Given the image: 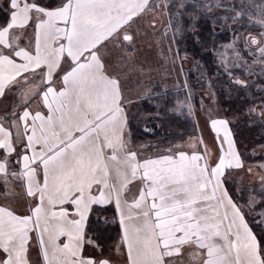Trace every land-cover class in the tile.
<instances>
[{
    "label": "snow or ice",
    "instance_id": "1",
    "mask_svg": "<svg viewBox=\"0 0 264 264\" xmlns=\"http://www.w3.org/2000/svg\"><path fill=\"white\" fill-rule=\"evenodd\" d=\"M147 3L8 0L7 19L0 25V97L13 91L5 82L12 74L43 69L46 86L38 94L47 114L25 108L17 116L23 130L16 136L13 123L9 129L0 125V173L7 176L15 165L20 171L11 174L26 178L28 194L38 198L34 217L0 209V264H31L30 222L40 230L46 258L51 248L53 256L60 254V264H109L84 254L86 221L93 206L105 203L119 212L128 264H172L186 244L202 250V264H264V237L251 231L226 189L217 195L219 183L213 178L224 166L223 157L211 168L200 167L196 155L137 162L135 153L125 152L119 81L107 75L99 51L106 42L119 41L122 22ZM28 27L34 29L35 46L17 50L7 37L13 29ZM260 41L264 33L252 43ZM257 51L264 57V45ZM58 81L60 88L54 86ZM129 173L132 178L139 173L142 185L131 202ZM61 237L66 242L57 244Z\"/></svg>",
    "mask_w": 264,
    "mask_h": 264
},
{
    "label": "rangeland",
    "instance_id": "2",
    "mask_svg": "<svg viewBox=\"0 0 264 264\" xmlns=\"http://www.w3.org/2000/svg\"><path fill=\"white\" fill-rule=\"evenodd\" d=\"M196 2L211 16L210 21L216 37L217 33L222 34L221 38L219 36L215 57L223 71L230 75L234 83L239 81L246 87L255 83L256 92L264 89L260 82L261 79L264 82V57L257 51L264 45V41H260L259 45L252 43L253 38L260 40V34L264 33V0H148L143 11L133 14L124 22L126 28L121 32V39L106 42L99 51L108 73L119 81L128 120L139 114L143 101L156 89L169 92L186 88L190 72L201 73L196 68L197 63L192 54L187 50L180 51L179 45L184 28L178 22L179 11L184 9L186 3ZM1 4H4V0H0ZM0 9L4 10L2 7ZM174 28L178 29L175 33ZM125 34L132 39L123 40ZM201 80L203 89L199 96V105L196 107L191 98L180 104V109L192 114L196 120L197 137L188 138L182 145L175 143L172 146L174 148L166 147L160 140L139 145L137 148L141 151L148 150L153 153L152 156L154 153L159 156L158 153L164 152V149L172 148L173 158L177 159L176 147L182 146L188 149L186 156L190 159L197 154L198 150L194 149L198 147V163H204L208 167L216 166L221 157L226 165L230 161L235 162L237 158L242 166L236 165V169L231 170L229 182L238 190L256 184L248 168L257 167L261 173L264 160H252L249 152L262 154L264 145L252 147L246 136V129L251 119H255L257 115L264 120L263 100L248 89L247 104L227 105L225 103L229 98L237 100V91L231 92L230 97H223L218 88L219 84L216 85L214 79L206 77ZM262 95L264 96L263 92ZM213 121L223 123L213 125ZM235 125L239 128H235ZM88 240L85 252L90 254L92 251L96 260H102L100 256L106 250L102 246L95 250L90 248L92 243ZM120 259L123 260L122 255Z\"/></svg>",
    "mask_w": 264,
    "mask_h": 264
},
{
    "label": "trees",
    "instance_id": "3",
    "mask_svg": "<svg viewBox=\"0 0 264 264\" xmlns=\"http://www.w3.org/2000/svg\"><path fill=\"white\" fill-rule=\"evenodd\" d=\"M46 4H54L58 0H40ZM182 9V8H181ZM177 12V10H176ZM188 14L192 15L191 17ZM7 19V12L0 9V25ZM211 16L201 4L186 3L184 9L179 11L178 22L184 26L179 39L180 51L190 52L197 63L196 68L201 71L190 72L186 88L177 91L162 92L156 89L154 93L142 103L139 114L128 120L127 130L131 143L137 147L142 144L164 142L166 147H172L175 143L186 139L188 136L198 133V126L192 114L180 109L181 102H188L191 98L193 104L199 105V96L202 92L201 78L214 79L219 84L223 97H230V93L237 91V100L230 99L225 104H247V91L253 92L257 98L264 102V89L255 90L257 84L234 83L230 75L223 71L215 57L218 40L222 34L214 33ZM194 23V24H192ZM193 25V26H192ZM219 34V35H218ZM220 36V38H219ZM264 85L263 79L260 80ZM228 95V96H227ZM247 127V137L252 147L264 145V120L259 115L251 119ZM235 128H239L235 125ZM249 157L254 161L264 160V153L255 155L249 152ZM233 170V169H232ZM230 171L226 172L225 186L232 201L242 211V214L253 230L260 238L264 237V185L256 183L239 190L228 180ZM88 238L93 239L105 250H110L122 241L121 226L117 219L114 205L106 204L95 206L86 225Z\"/></svg>",
    "mask_w": 264,
    "mask_h": 264
},
{
    "label": "crops",
    "instance_id": "4",
    "mask_svg": "<svg viewBox=\"0 0 264 264\" xmlns=\"http://www.w3.org/2000/svg\"><path fill=\"white\" fill-rule=\"evenodd\" d=\"M40 2L46 4L45 2H42V1ZM0 7L4 8V11H6L8 14V11H9L8 0H4V4L3 5L1 4ZM122 23L125 25L124 22ZM125 28L126 27L123 28V31ZM7 38L10 39L11 45L17 48V50H20V49L32 50L35 46L34 29L31 27H28L23 30L13 29L9 33ZM100 57L102 59V55H100ZM17 62L18 63L21 62V58H17ZM41 71H43V69H37L35 73H32V72L24 73V74L15 73V74H12L11 76H9L8 72H5V75L9 76V79H7L5 82L6 84H11V86L13 87V91L3 97H0V125H2L5 129H9V124L13 123V127L10 130L14 136H16L18 133H20L23 130L22 127L18 126L20 125V122L17 120V116L22 115L25 108L29 110L32 114H35L36 112L47 114V108L44 106L43 95L42 93L38 94L40 90L44 89L46 86V80L43 79L40 75ZM106 73L108 76L115 78L114 76L108 73L107 69H106ZM33 76L35 77V82H33ZM54 86L56 88H60L61 84L58 81ZM123 104H124V112L126 113V120L124 122V135H123V139L126 143L125 152L135 153L136 154L135 160L137 162H143L144 160H149V159L159 160L161 158H164L163 155H165L166 157L172 158L173 160L178 161L180 153H184L185 155H187L186 152H188L187 151L188 149L182 146L176 147L178 149V150H175L176 152H178L176 154L178 156L177 159H174L172 155L173 154L172 151H174L172 148L174 147L169 148V149H164V152L158 153L159 156L156 155L157 153H154V155L152 156L153 153L149 152L148 150L141 151L139 150V148L135 147L131 143L130 137L128 135V130H127L128 111H127L126 103L124 102V100H123ZM28 122L30 125L31 116L29 117ZM29 134H30V128H29ZM197 135L198 134L188 136L186 139L179 141L177 143L182 145V143L186 142L188 138H195L197 137ZM194 150L199 151V148L197 147ZM106 151H110V150L106 149ZM198 151H197V154L195 155H199ZM185 162L187 163L188 161H185ZM237 163L240 164V161L238 162V159L236 158L235 162L233 160L232 162L230 161L228 165L224 164V166L221 167L219 174L213 178L214 182L219 183V188L217 190L218 196L220 195L221 191L226 189L225 180H224L226 176V172L232 169H236L234 167L237 165ZM199 166L205 167V164L200 163ZM209 167L215 168L216 166L210 165ZM248 170L250 172L251 177L253 178L254 183H259V184L264 185V169L263 171H261V173H259V170L257 167H251V168H248ZM13 171L19 172L20 169L16 168L15 165H11L9 168V174L7 176L0 173V209H6L8 211H11L14 213V215L19 216V217H25L29 215H32L34 217L33 209L36 207L38 203V198L37 196H32L28 194V190H27L28 185H27L26 178H22L20 175H12L11 173ZM205 175H207V173H205ZM129 179H130V182L128 183L127 187L131 191L127 193V199L129 202H131L133 199L132 193H138L142 185L140 184V174L139 173L137 174L135 178H132L129 173ZM33 190L35 191V189ZM106 204L107 203L103 205H106ZM103 205H100V206H103ZM94 207L95 206H93L92 210L94 209ZM220 210L221 212H223L224 210L223 207H221ZM116 213H117V219L119 221L120 216H119V212L117 209H116ZM229 214L231 215V212ZM4 219L5 220L8 219L6 213L4 214ZM86 225H87V221H86ZM86 225L83 229L84 233H86ZM120 226H121V232H122V241H121L122 244L120 245L119 243L118 245L111 248L110 250H106L105 253L100 256L102 260L108 261L109 264H128L127 244L124 239L123 227L121 224ZM28 228H29L30 239L28 241L27 258L31 262V264H47L48 260H52L53 264H60V260H61L60 254L57 253L55 256H53L54 250L51 248L48 251L47 258L45 257V254L43 252L44 245H42L41 239H40V235H41L40 230L34 229V225L31 222L29 223ZM251 231L253 232L252 229ZM43 238L45 241L48 239L47 233L44 234ZM87 239H89L88 240L89 243H92L89 245L90 248L95 250L96 247H100V246L93 239L88 238L86 234L84 254L87 256H93L92 251L90 254L85 252L86 246H88V244L86 245ZM63 242H66L65 237H61L59 240L56 241L57 244H62ZM119 247L120 249H118ZM120 252L123 257V260L120 259V256H121L119 254ZM171 261H172V264H202V250L196 245L189 246L186 244L180 248V254L172 257Z\"/></svg>",
    "mask_w": 264,
    "mask_h": 264
}]
</instances>
